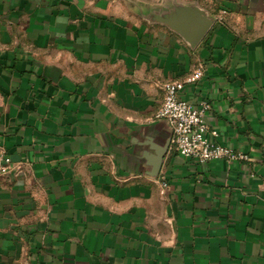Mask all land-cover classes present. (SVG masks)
Here are the masks:
<instances>
[{
    "label": "crops",
    "instance_id": "0c3cea01",
    "mask_svg": "<svg viewBox=\"0 0 264 264\" xmlns=\"http://www.w3.org/2000/svg\"><path fill=\"white\" fill-rule=\"evenodd\" d=\"M174 5L215 19L194 49ZM198 69L180 98L246 159L173 151ZM0 151V264H264V0H0Z\"/></svg>",
    "mask_w": 264,
    "mask_h": 264
},
{
    "label": "built area",
    "instance_id": "2783aa9c",
    "mask_svg": "<svg viewBox=\"0 0 264 264\" xmlns=\"http://www.w3.org/2000/svg\"><path fill=\"white\" fill-rule=\"evenodd\" d=\"M200 76L198 69L183 80L163 84V101L155 117L167 124L173 151L178 156L195 160L199 164L221 159H246V156L235 154L229 148L213 142L211 138L216 137L217 133L208 130L204 122L205 113L210 108L207 102H201L198 108H194L188 101L180 98L179 92L183 86L194 83ZM11 172L10 159L0 151V177L8 176Z\"/></svg>",
    "mask_w": 264,
    "mask_h": 264
},
{
    "label": "water",
    "instance_id": "95a60500",
    "mask_svg": "<svg viewBox=\"0 0 264 264\" xmlns=\"http://www.w3.org/2000/svg\"><path fill=\"white\" fill-rule=\"evenodd\" d=\"M155 8L157 11L151 15L152 21L166 25L182 38L191 49H194L199 44L215 21L213 17L208 16L195 5H174L172 8ZM169 143L170 140L162 150L157 152L159 165L164 153L168 150Z\"/></svg>",
    "mask_w": 264,
    "mask_h": 264
}]
</instances>
